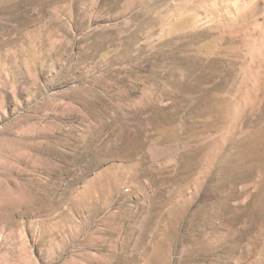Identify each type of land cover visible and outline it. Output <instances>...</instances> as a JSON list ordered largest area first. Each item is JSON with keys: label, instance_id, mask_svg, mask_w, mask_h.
Listing matches in <instances>:
<instances>
[{"label": "rangeland", "instance_id": "374dc122", "mask_svg": "<svg viewBox=\"0 0 264 264\" xmlns=\"http://www.w3.org/2000/svg\"><path fill=\"white\" fill-rule=\"evenodd\" d=\"M228 2L0 0V264H264V34Z\"/></svg>", "mask_w": 264, "mask_h": 264}, {"label": "bare ground", "instance_id": "6f19581e", "mask_svg": "<svg viewBox=\"0 0 264 264\" xmlns=\"http://www.w3.org/2000/svg\"><path fill=\"white\" fill-rule=\"evenodd\" d=\"M228 1H229L228 4L225 3L226 4L225 10L226 12H228L227 15L230 14L231 20H233V24H236L237 22L239 23V21L241 22V21L249 20L254 24L253 26L255 30L264 34V0H233V1L228 0ZM224 5H222L221 7H223ZM260 47L261 50L262 48L264 49V41L260 43Z\"/></svg>", "mask_w": 264, "mask_h": 264}]
</instances>
